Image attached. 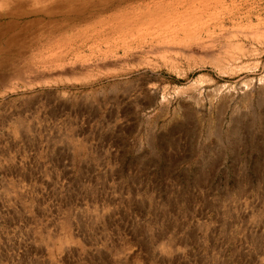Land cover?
I'll return each instance as SVG.
<instances>
[{"label":"rangeland","instance_id":"rangeland-1","mask_svg":"<svg viewBox=\"0 0 264 264\" xmlns=\"http://www.w3.org/2000/svg\"><path fill=\"white\" fill-rule=\"evenodd\" d=\"M212 1L0 0V264L121 263L107 253L121 196L104 191L141 182L92 173L80 161L103 155L90 146L155 141L199 155L232 124L263 128L264 0ZM73 157L74 170L56 167ZM217 184L143 195L138 211L150 222L156 197L172 201L158 215L176 225L189 203L192 227L263 233L264 179Z\"/></svg>","mask_w":264,"mask_h":264},{"label":"crops","instance_id":"crops-1","mask_svg":"<svg viewBox=\"0 0 264 264\" xmlns=\"http://www.w3.org/2000/svg\"><path fill=\"white\" fill-rule=\"evenodd\" d=\"M256 130L251 124H232L225 140L217 139L215 144L202 147L199 155L192 149L180 150L174 145H160L155 141H142L136 145L125 140L118 145L103 142L106 145L90 146L94 153L105 156H87L80 161L92 173L101 172L107 178L122 179L125 183L131 179L141 182L138 186L126 185L104 191L121 196L118 204L122 206L108 208L107 222L118 228L117 238L111 240L118 245L107 251L108 258L121 259L120 264H264V231L239 236L210 233L205 222L192 227L189 203L182 224L176 225L172 218H159L158 215L159 205L174 208L172 201L159 204L156 197L151 199L155 205L152 211L156 210V213H152L150 222L143 218L141 209L138 211L143 195H211L218 193L217 180L264 179V125ZM221 135H224L222 130ZM251 140L253 142L248 144ZM99 147H102L100 152ZM75 162L73 157L70 161L56 163V167L66 169L71 166L74 170ZM128 195L141 197L133 198L136 201L134 210L127 207ZM144 226H149V231ZM128 242L133 244L132 247Z\"/></svg>","mask_w":264,"mask_h":264},{"label":"bare ground","instance_id":"bare-ground-1","mask_svg":"<svg viewBox=\"0 0 264 264\" xmlns=\"http://www.w3.org/2000/svg\"><path fill=\"white\" fill-rule=\"evenodd\" d=\"M74 1H77V0H72V2H74ZM208 1V0H207ZM220 1V0H219ZM228 1V0H227ZM231 1V0H230ZM211 2H213L212 0H211ZM220 3V2H219ZM204 4H206L207 5V3H204ZM204 4L202 5L203 7H204ZM220 5H221V3H220ZM228 5V4H227ZM207 6H211L210 4L209 5H207ZM207 8V7H206ZM230 8V7H229ZM84 9V8H83ZM82 9V10H83ZM209 9V8H208ZM59 10V9H58ZM57 10V11H58ZM232 10V9H231ZM78 11L80 12V8H77V7H75V8H72V9H67V13H71V14H76V13H78ZM230 11V10H229ZM233 14V13H232ZM8 22V21H7ZM24 26V25H23ZM21 34V33H20ZM16 36V35H15ZM15 38V37H14ZM12 39V38H11ZM10 39V40H11ZM16 39V38H15ZM9 40V42H11ZM13 41V40H12ZM252 94V93H251ZM187 110V109H186ZM215 153V152H214ZM211 155V154H210Z\"/></svg>","mask_w":264,"mask_h":264}]
</instances>
